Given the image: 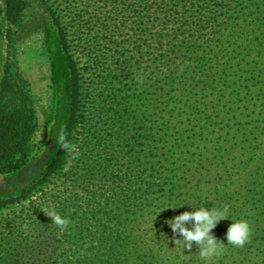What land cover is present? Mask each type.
I'll use <instances>...</instances> for the list:
<instances>
[{"label":"trees","instance_id":"trees-1","mask_svg":"<svg viewBox=\"0 0 264 264\" xmlns=\"http://www.w3.org/2000/svg\"><path fill=\"white\" fill-rule=\"evenodd\" d=\"M24 3L6 0V17L18 21ZM46 38L52 79L58 87L67 83L65 133L41 176L19 195L0 199V207L25 198L65 166V145L84 117L66 39L55 29ZM97 108L94 102L62 189L0 225V264H264V0H146V103L138 114L146 122L143 147L128 155L110 151L122 120L105 132ZM112 109L118 118L119 109L127 114L123 103ZM33 118L25 87L6 73L0 174L28 161ZM179 203L227 206L230 220L250 224L249 240L242 247L226 244L208 262L195 242L181 251L173 240L179 233L164 221L191 209L157 214ZM53 210L68 218L66 227L51 220ZM229 219L217 221L211 235L226 242Z\"/></svg>","mask_w":264,"mask_h":264},{"label":"rangeland","instance_id":"rangeland-1","mask_svg":"<svg viewBox=\"0 0 264 264\" xmlns=\"http://www.w3.org/2000/svg\"><path fill=\"white\" fill-rule=\"evenodd\" d=\"M5 1L0 0V82L7 73L13 85L23 84L35 129L29 139L28 161L19 169L29 178L22 188L0 190V199L19 195L41 176L65 133L70 99L67 83L58 87L52 79L48 29L66 39L67 53L79 73L78 113L82 111L84 117L74 122L65 166L25 198L0 207V225L62 189L66 172L76 165L94 102L105 132L112 121L122 120L116 124L120 136L110 151H121V155L139 151L146 126L143 116H138L146 103V0H23L16 22L6 17ZM108 83L109 89H104ZM107 90L115 94L114 102ZM121 103L127 107L124 116ZM109 106L119 109L122 116L116 117Z\"/></svg>","mask_w":264,"mask_h":264},{"label":"clouds","instance_id":"clouds-1","mask_svg":"<svg viewBox=\"0 0 264 264\" xmlns=\"http://www.w3.org/2000/svg\"><path fill=\"white\" fill-rule=\"evenodd\" d=\"M65 147H69L65 145ZM187 205L191 210H185L173 216L171 219L165 220L164 223L171 229L173 240L182 243V249L191 250L192 242H195L199 248V256L206 262L212 258L219 257L225 252V245L230 244L235 247H242L250 238L251 227L247 220L238 219L230 220L227 216V206L224 207H205L193 206L187 203L168 204L162 206L160 213L165 209H177ZM156 214V215H157ZM51 220L61 228L68 225L69 220L60 216L54 210L48 213ZM221 219H229L227 231L225 233L226 242H222L211 235L210 230L215 226L216 222ZM192 222L191 227L186 226V222Z\"/></svg>","mask_w":264,"mask_h":264},{"label":"water","instance_id":"water-1","mask_svg":"<svg viewBox=\"0 0 264 264\" xmlns=\"http://www.w3.org/2000/svg\"><path fill=\"white\" fill-rule=\"evenodd\" d=\"M27 178H29V176L25 175L24 173H21L20 170L14 173H9L7 175L0 174V190H3L4 188H22L26 183Z\"/></svg>","mask_w":264,"mask_h":264}]
</instances>
